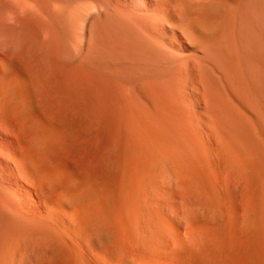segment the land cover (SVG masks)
<instances>
[{
  "label": "bare ground",
  "instance_id": "obj_1",
  "mask_svg": "<svg viewBox=\"0 0 264 264\" xmlns=\"http://www.w3.org/2000/svg\"><path fill=\"white\" fill-rule=\"evenodd\" d=\"M179 60L228 156L140 95ZM0 264H264V0H0Z\"/></svg>",
  "mask_w": 264,
  "mask_h": 264
},
{
  "label": "rangeland",
  "instance_id": "obj_2",
  "mask_svg": "<svg viewBox=\"0 0 264 264\" xmlns=\"http://www.w3.org/2000/svg\"><path fill=\"white\" fill-rule=\"evenodd\" d=\"M170 39L172 40L173 43L180 41V38L174 32L170 33ZM174 64L176 66H177V64L180 65L181 69H180V67L179 68L177 67V68L181 70V73H180V70H178V69L176 70L175 69L176 66ZM162 66L164 68H162ZM202 66H203V69H202ZM155 67H157V68H155ZM154 68L155 69L153 70V76L151 78L152 79L151 85H147L146 84L147 85L146 86L147 88L144 87V86L142 87V84L145 85V82H144L145 81V78L142 77V76L139 78L140 80H141V78H143V80H141V83H140V86H141L140 88L142 89V91H140V95L142 96L143 94L146 93L145 90H144L145 93L143 92V89H148L149 88L150 90H152L151 92H152L153 99L155 97V100H156V101L154 100L156 102L155 103V106H154V111L155 112L160 113V112H163L164 110H167V112H169L171 114L170 115L171 116V122H170V126L171 127H174L175 126L174 128H178L179 127V128L186 129L187 127L185 128V126H188V129H186V130L188 132H190L189 133L190 135H188V137H187L188 140L186 139V142H187V144L189 146H191V147L195 146V147L202 148V150L205 151V152H207V153L210 150H212V151L209 152L210 154L214 151L213 154H211V157H210L212 159L222 158L221 155H223V154H225L226 156H228V154L232 150L231 149V147H232L231 141L229 142V140H230V138H229L230 127L229 126H231V121H230V117H229L230 114L228 112H225V111L224 112H216L215 113V111H212L211 110L212 107H210V106H212V104H213V106L214 105L215 106L219 105V107H226V106L228 107L227 103L230 104V102H231V88L229 86V83H227L228 82L227 78L223 74H221L222 72H219V71H221L220 68L219 69L218 68H212V65H198V63H196V61L194 62V60H188L187 62L186 61L184 62V61H180L179 60L178 62H173L170 67H168V65H166V66L161 65L160 67L158 65H154ZM165 68H166V70H164ZM182 68L184 69V71H183ZM211 68H212V70H211ZM162 69H163V71H162ZM175 70L176 71H179V74H178V72L176 73ZM186 70H187V72L185 73ZM213 70H214V72H213ZM157 71H159V72L157 73ZM169 71H171V73ZM169 73H170V76L168 75ZM194 73L195 74L197 73L198 77H197V75L193 76ZM204 73H206V74H204ZM171 74H172V76H173L174 79H175V77H177L176 78L177 80L175 79L176 81L174 79H172ZM178 75H180V76H178ZM168 77H171V79L173 81H175L177 84H175V82H173L171 79H169L170 80V82H169ZM214 77L215 78L218 77L216 79V81H215V78ZM195 78H196V80H195ZM178 80H179V83H178ZM197 80H199L200 82L197 81ZM222 80H224V81H222ZM171 81H172V84H171ZM158 84H159V86H158ZM178 84H180V85H178ZM184 84L186 86H184ZM173 86H175L177 88H174L173 89ZM157 88H158V90H157ZM171 90H173L175 92L172 93ZM202 90H203L204 93L202 92ZM158 91H159V93H157ZM160 91L162 92V95H160L161 94ZM178 91H180V92H178ZM141 93H143V94H141ZM166 93H168V94H166ZM174 93H175L176 96L174 95ZM202 95H203V97H202ZM161 96L162 97L163 96H167L168 98L167 97H165V98L163 97V100L164 101H162L161 100V98H162ZM180 99L183 100V101H185L186 103L183 102V101H180ZM157 100H159L160 102L159 101L157 102ZM166 100H167V102H166ZM221 101L223 103H221ZM162 102H163V104H162ZM170 102H172V103H170ZM205 103H207V105ZM177 105H179V106H177ZM208 105H209V107H208ZM168 106H170V108ZM190 107H192V109ZM176 109L179 110L180 113H182L181 111H183L182 114L185 113L184 114L185 116L188 114L190 117L189 116L188 117L187 116L184 117L182 114H181V117H179L180 116V113ZM186 109L188 110L187 111L188 113L185 112ZM193 109H194V111H193ZM199 110H202V111H199ZM204 113H206V114H204ZM175 120H176V123H175ZM181 121H184L186 123V125L183 122H181ZM191 121H192V123H191ZM172 122H174V123H172ZM215 123H217V124H215ZM191 124H192V126H191ZM193 126L196 127V128H198V130L201 131L200 132L201 137L199 136V131L196 132L197 129H194ZM213 130L216 133V134L214 133L216 135V137H214V134H213L214 131ZM211 131H213V132H211ZM220 133L222 135H224V136H220ZM217 135H219L220 137L217 136ZM203 136H205V137H203ZM206 137H208V139ZM205 139H207V140H205ZM202 140L204 142H206V143H208L209 140H210L209 142H214V141L215 142L212 143L213 145L211 143H209L210 145L209 144L207 145L206 143L204 144V142ZM217 140L219 141L218 145H220V146L217 145V143H216ZM225 142H226V144H225ZM204 145H207V147L204 148ZM214 153H216L215 154L216 157H215ZM210 154H208V155L210 156ZM212 155H213V157H212Z\"/></svg>",
  "mask_w": 264,
  "mask_h": 264
}]
</instances>
